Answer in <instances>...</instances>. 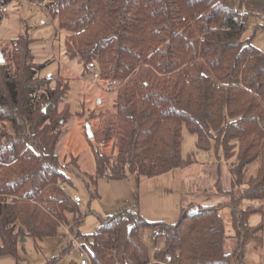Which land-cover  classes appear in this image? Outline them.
I'll use <instances>...</instances> for the list:
<instances>
[{
	"label": "trees",
	"instance_id": "16d2710c",
	"mask_svg": "<svg viewBox=\"0 0 264 264\" xmlns=\"http://www.w3.org/2000/svg\"><path fill=\"white\" fill-rule=\"evenodd\" d=\"M12 1L0 0V22ZM37 1L66 31L67 59L83 74L98 70L100 85L115 89L113 109L88 112L102 146L91 147V180L151 178L192 164L193 154L181 152L185 127L197 150L228 162L236 242L225 251L223 203L181 207L171 224L123 209L91 233L76 232L83 213L62 188L72 181L55 152L72 115L63 103L70 80L39 74L45 63L34 61L26 32L9 42L13 69L0 63V255L18 256L19 238L55 236L71 215L70 231L90 264H245L244 246L258 245L264 232V51L253 34L243 38V0ZM110 145L111 153L104 150ZM254 161L258 168L247 177ZM215 187L222 192L219 180ZM243 201L258 204L242 208ZM253 214L260 220L250 225ZM143 229L164 240L153 259Z\"/></svg>",
	"mask_w": 264,
	"mask_h": 264
},
{
	"label": "rangeland",
	"instance_id": "374dc122",
	"mask_svg": "<svg viewBox=\"0 0 264 264\" xmlns=\"http://www.w3.org/2000/svg\"><path fill=\"white\" fill-rule=\"evenodd\" d=\"M43 7L44 1L37 0H13L7 4L0 22V53L4 62H7L12 70L9 42L18 35L27 32L33 39L30 48L34 61L45 63L39 74L56 77L61 73L67 75L70 80V90L63 103H68L72 115L64 121L61 127L55 152L61 166H65L64 170L72 181L71 186L62 187L69 194H78L82 199L79 207H81L83 219L78 228L74 226V230L81 234L91 233L107 216L123 209L133 208L151 223L171 224L176 222L179 218L182 200L186 194L201 190L200 181L195 180L194 177L202 175V181L205 184L211 177L210 174H206L205 170L202 173L201 169V163L208 160L209 152H197L195 134L183 127L181 152L183 157L193 154L195 161L192 164L151 178L108 180L97 177L93 182L90 175L94 174L95 164L91 147L102 150V146L94 136H88L85 128L86 123L88 122L93 130L97 122L94 119H88L87 116L89 110L97 112V106L103 110L113 109L115 89H104L94 74H83L81 69H78L75 60L67 59L64 51L67 33L57 27L56 20H52L45 14ZM253 10L264 15V0H243L242 12L249 13L243 38H248L253 34L252 43L264 51V28L261 26L264 23V18L255 15ZM113 149L112 145L104 148L110 153ZM212 155L214 156V153ZM217 163L219 162L214 164L215 168L219 166ZM225 163L222 161L220 164V179L224 180L226 184L224 172L228 171L223 169ZM210 164L212 163L210 162ZM258 165L259 161H254L249 165L247 177L256 172ZM229 180L230 176L228 184ZM209 183L212 181L209 180ZM236 193L239 194L238 188H236ZM233 194L235 193L233 192ZM227 195L230 196L228 193ZM257 204V201H243L241 207ZM219 213L227 235L224 249L226 252H230L236 238L234 237L232 210L228 203L222 205ZM259 219V214H253L249 218V224L255 225ZM68 220L69 224L59 226L55 236L47 237L42 241L31 237H22V240L19 238L18 256L0 255V264H45L52 259L54 260L53 264H68L70 260L81 261L84 255L79 249L80 238L74 231H70L71 215H68ZM140 236L149 248L150 258L153 259L155 250L164 244L163 238L154 240L149 229L141 230ZM262 242L261 240L258 245L250 242L244 246L245 264H264Z\"/></svg>",
	"mask_w": 264,
	"mask_h": 264
},
{
	"label": "crops",
	"instance_id": "0c3cea01",
	"mask_svg": "<svg viewBox=\"0 0 264 264\" xmlns=\"http://www.w3.org/2000/svg\"><path fill=\"white\" fill-rule=\"evenodd\" d=\"M245 12V11H244ZM254 14L259 16V17H263L264 15L259 13L257 10H253ZM197 152H200V150H197ZM204 152V151H202ZM207 153V152H206ZM208 160L204 161L203 163H201V169H202V173L205 170L206 174H210L211 177L206 181L207 183L205 184L204 181H202V175H197L196 177H194L195 180L200 181V191H195V192H191V193H187L186 197L182 200V205L180 207H185L189 204H194L195 206H199V205H204V204H219V203H223L226 204L228 203V201L230 200V196L227 195V193H225L226 190H229L231 188V175L229 173L228 170V162L225 161V166L223 167V169L226 171L227 169V173H225L226 175V184L223 181H221L220 177V170H221V162L224 161L222 159H219L216 155H208L207 156ZM222 160V161H221ZM210 162L212 164H210ZM215 162H219L217 163L219 166L217 168H215L216 166H214ZM230 176V180H229V184H228V179ZM130 178H136L134 176L129 177ZM209 180L212 181V183H209ZM219 180L220 181V188L222 190V192L218 191L215 187V182ZM211 185V187H210ZM237 188V187H236ZM236 188H234L233 192L235 193L234 195H237L236 193ZM216 189V191H215ZM81 206V205H79ZM81 209V207H80ZM136 210V209H134ZM258 215V214H257ZM260 217V215H259ZM260 220V219H259ZM262 249L264 250V236L262 237ZM263 259H264V254H263ZM259 264H263V263H259Z\"/></svg>",
	"mask_w": 264,
	"mask_h": 264
},
{
	"label": "built area",
	"instance_id": "2783aa9c",
	"mask_svg": "<svg viewBox=\"0 0 264 264\" xmlns=\"http://www.w3.org/2000/svg\"><path fill=\"white\" fill-rule=\"evenodd\" d=\"M1 10H2L3 12L6 11V6L2 7ZM98 76H99V71L96 70L95 73H94V77H98ZM62 188H63V187H62ZM72 198H73L74 202H75L78 206L81 204L82 199H81V197H80L78 194H73V195H72ZM113 254H114V256L117 254L116 250H114ZM80 262H81V264H90V263H89V260H88V258H87L86 255L83 256V258L81 259Z\"/></svg>",
	"mask_w": 264,
	"mask_h": 264
},
{
	"label": "water",
	"instance_id": "95a60500",
	"mask_svg": "<svg viewBox=\"0 0 264 264\" xmlns=\"http://www.w3.org/2000/svg\"><path fill=\"white\" fill-rule=\"evenodd\" d=\"M2 62H4V59H3V57H2V55L0 53V63H2ZM85 128H86V132H87L88 136L89 137H92L93 136V132H92V130L90 128V124L88 122L86 123ZM22 239L23 238H21V240Z\"/></svg>",
	"mask_w": 264,
	"mask_h": 264
}]
</instances>
